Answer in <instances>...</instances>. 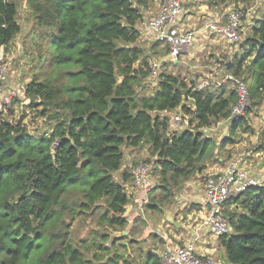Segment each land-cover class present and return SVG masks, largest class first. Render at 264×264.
Segmentation results:
<instances>
[{
	"label": "trees",
	"instance_id": "1",
	"mask_svg": "<svg viewBox=\"0 0 264 264\" xmlns=\"http://www.w3.org/2000/svg\"><path fill=\"white\" fill-rule=\"evenodd\" d=\"M152 1L0 0V47H8L20 33L19 4L30 11L41 72L23 92L28 107L51 125L45 137L30 135L21 122L0 121V264H160L156 251L132 258L133 249H139L137 227L112 238L110 249L98 244L100 253L90 259L84 253L95 242L74 245L70 228L76 219L89 217L113 232L127 227L133 169L123 170L124 150L147 148L156 158L159 182L145 211L162 214L178 187L202 172L207 161H216V147L239 141L240 132L254 133L248 117L264 103V12L256 19L254 13L225 66L226 74L248 85L251 105L230 124V138L217 146L203 130L230 117L237 101L230 81L199 87L161 72L152 93H145L151 61L138 44L136 25ZM204 1L222 9L241 6L244 12L255 2ZM158 46L168 54L167 45L154 42L153 50ZM177 110L190 119V128L171 130L172 119L163 113ZM223 213L231 232L218 238L222 264H264V187L230 200ZM100 238L110 239L107 234Z\"/></svg>",
	"mask_w": 264,
	"mask_h": 264
},
{
	"label": "rangeland",
	"instance_id": "2",
	"mask_svg": "<svg viewBox=\"0 0 264 264\" xmlns=\"http://www.w3.org/2000/svg\"><path fill=\"white\" fill-rule=\"evenodd\" d=\"M165 1L166 0L152 1V3L149 5L150 7L149 10H147L149 14H146L145 18L149 19L150 17H152V15H154L157 12V10L164 4ZM186 2L188 3L185 4L186 6L185 9L192 10L193 9L192 5L195 3L194 0H187ZM202 2L205 3L204 0ZM227 6L233 7L234 5L229 4ZM239 8H242V7L240 6ZM252 8L255 11L254 19L259 18L261 13L264 12V0H255ZM186 16L187 15L185 13L182 15L181 24L183 23V19ZM17 23L20 26V33L17 36H15V38L12 40V42L9 44L8 47H4L7 53H10L14 57V67L12 71L9 73L7 78L9 79L15 78V79L12 81V84H8L7 82L6 85L10 87L9 89L16 91L17 96L12 100L10 107L4 109V111L0 113V120L13 122L15 124L21 122L30 135L40 136L44 134L45 132L50 131L51 125L45 119L38 117L37 115L38 111L32 110L28 107L30 102L28 99L25 98L24 92H23L25 88V84L29 83L34 77V75L38 74V72H41L38 70V67H37L36 47L34 44L38 36L36 35L37 32L35 30L34 21L32 19L30 11L24 6V3H20L18 6ZM242 25L243 27L241 26V31H242L241 38L243 40V38L245 37V34L247 33V29L250 26L249 21L245 20L244 22H242ZM219 40L221 41L219 44L217 43V46H216V48L219 49V50L217 49L218 52H222V53L232 52L231 56L229 57L226 55L225 56L221 55V57H219L222 60L220 61V63L214 62V59L216 58V56L214 55L213 49H211L212 47L205 45L204 42L202 43L199 42L198 44L196 43L188 52L184 53V56L181 58V60H179L181 61V63L176 65V64H170L167 62L166 66L164 68H161L159 73L162 72V73H170L173 75H179L182 78H184L186 82L188 83L194 82L199 87L205 86V82L208 83L207 85H210V84L212 85L216 83L220 84L223 81V78L226 74L225 66L229 63V60H231L233 54H235L238 51L240 43L229 44L222 38H220ZM153 43H154L153 41H150V42L143 43L141 45V48L143 50V55L149 56V61L166 57L167 54L164 55L166 48L163 46H158V48L153 50V47H152ZM155 86H156V79L149 78V86L148 87L145 86V89H146L145 93H148V94L152 93V91L155 89ZM138 93L139 94L141 93L140 89L138 90ZM253 110L254 109H252L248 117V118H251L250 120L252 121L255 116V113H254L255 111ZM175 115H181V114L178 110L174 111L169 115V119H172V117ZM253 130H254V135L257 134V139L251 136L250 141L253 140V142L250 143L248 140L246 143H243V145H240L237 147L234 146L233 149H231V151L234 150V153L236 154L231 155L227 159L226 158L227 154L225 153L224 154L225 161L222 163V165L225 166L228 163V161L231 160L232 157L242 158L246 154H249L250 157L248 159L249 161L253 163L249 165L251 166L249 170H251L253 173H256L255 171L256 164L260 162V160H264V158L262 156L261 157L256 156V157L251 158V156L259 150V149H256L257 146H260V144H264V120L261 119V124H259L258 122L257 126H255L254 124ZM213 138L214 140H216V143L220 144L221 140L219 139L218 136H214ZM242 138L239 141H237V143L242 142L243 141ZM218 148L219 147H216V150H218ZM124 151H125V159H127L128 154L132 156L130 157L131 159L129 160V163L133 166L132 168L133 170L135 166H137L140 163H147L149 164V167H150L149 180L151 182L152 188L149 190L147 194L143 195V197L141 198L143 200L141 202L142 206L140 208L141 209V212L139 213L140 216L137 217L136 216L137 213L135 212V210L133 211L130 206H129V209L127 210V215H126L127 221L132 222L134 218L138 219L139 221L138 226L141 231L139 232V235H140L138 238L139 244L137 247L140 250L138 249L137 251V249H133V252H132L133 254L131 253L132 258L135 261H138V260L143 259L144 254L147 251L157 252L160 249L161 245L163 244V242L162 243L158 242L159 236L156 237V240H153L152 238V236H154V232H156V228L154 231H151L152 233H150V235H147V233L146 235H144L142 233V229H144L142 228L143 227L142 224H144V226L150 225V227L153 228V226L159 225L158 223H160V220L162 219V216H163V212L162 214H158L156 212L150 213V212L145 211V204L148 200V195L157 186L159 182L158 171H154L153 169L154 161L156 158L154 156H151L150 151L147 148H142V150L132 151V152H130L129 149H126ZM224 156L222 157L224 158ZM207 163H210L212 165L211 167H213L214 165H216L215 163H217V159L216 161H213V160L207 161ZM216 168L217 167H215V169ZM215 169L210 172H213L212 174H217L215 173L216 172ZM206 171H204L202 175L207 177L210 175V173L209 172L207 173ZM205 178H201V181L203 183H204ZM184 187L185 186L183 184L174 191L175 198H177V196L181 195L182 192H184ZM131 192H134V191L131 190ZM135 196L136 194L134 195V197ZM177 200L179 199H176V201ZM131 202H132V199L129 200V205ZM143 215H145L146 221L140 218ZM141 221L143 222L141 223ZM131 222H128V225L124 229L123 232H128V230L130 229L129 223ZM161 229H160V232L163 231ZM164 231H165V228H164ZM123 232H113V231L107 230L105 227L97 226L95 224V218L93 217H89L85 219L78 218L73 222L70 228L69 237L72 240L74 245L82 244L83 246H86V245H90L92 242H95L94 245H91L90 250L84 253L85 257L90 259L92 258V255H94V253L95 254L100 253V251L96 250L98 244H103L104 247L110 249V240L115 237L123 236ZM94 234H98V235H94ZM102 234H107V236L110 239L107 242H104L100 238ZM116 246L118 250L120 251V253L124 252L123 248H121L118 245ZM215 257H217V255Z\"/></svg>",
	"mask_w": 264,
	"mask_h": 264
},
{
	"label": "built area",
	"instance_id": "3",
	"mask_svg": "<svg viewBox=\"0 0 264 264\" xmlns=\"http://www.w3.org/2000/svg\"><path fill=\"white\" fill-rule=\"evenodd\" d=\"M186 1L166 0L146 22L145 26L149 37L169 47L166 57L149 63L150 79H156L161 67L167 62L176 64L179 58L196 44V33L183 31L181 27ZM254 13L253 8L244 12L238 7H228L222 19H207L203 25V31L219 36L229 44H238L242 41V22L252 20ZM13 67L14 57L7 53L3 46L0 47V113L9 108L12 100L17 96V92L9 89L10 87L6 85L7 77ZM223 81H230L235 86L237 94V101L226 121L237 122L245 116L251 105L248 85L243 80L228 74H225ZM189 120L181 115L173 116L171 130L180 131L190 128ZM42 135L49 137L50 133L45 132ZM56 144V142L53 143V145ZM149 173L150 167L147 163H140L133 170V185L144 194H147L152 188ZM258 187H264V174L251 172L247 166L236 159L228 161L219 173L207 176L204 179L202 199L206 215L198 230L215 238L229 235L231 228L229 220L223 213L224 205L246 190ZM158 255L160 264H216L213 259L198 255L191 246L165 243Z\"/></svg>",
	"mask_w": 264,
	"mask_h": 264
},
{
	"label": "crops",
	"instance_id": "4",
	"mask_svg": "<svg viewBox=\"0 0 264 264\" xmlns=\"http://www.w3.org/2000/svg\"><path fill=\"white\" fill-rule=\"evenodd\" d=\"M194 4L192 5L193 9H185L184 13L187 15L184 19H183V23H182V30L183 31H190V32H195L196 33V43L198 44L199 42H204L205 45L211 46L214 51V55L216 56V58L214 59V62L217 63L220 61H222L219 57H221V55H226V56H231L232 52H218L216 48L217 43L219 44L221 40H219L221 37L219 36H215L212 34H207L203 31V25L206 22L207 19H222L223 14L226 12V9H222V5L220 6H214V7H210L209 5H207L206 3H203L202 0H194ZM188 2H186L187 4ZM186 7V6H185ZM155 13V12H154ZM153 13V14H154ZM149 14L147 11H145L143 13V21L141 23H138L136 25V29L139 31L140 33V39L138 41L139 46L141 47V45L143 43L146 42H156L153 39H151L146 31V22L148 20V18H145V15ZM153 16V15H152ZM249 25H251L250 20H249ZM219 38V39H218ZM219 50V49H218ZM234 55V54H233ZM184 56V54L179 58V60H181V58ZM164 58V57H163ZM163 58H159V59H163ZM156 60V59H154ZM176 63L179 64L181 63V61H179ZM153 60H151L152 62ZM15 77V76H14ZM15 78H8V84H12V81ZM224 83V81H222L220 84ZM28 83L25 84V86ZM208 83L205 82V85H207ZM219 84V83H217ZM9 87V86H8ZM171 113H163V115L169 116ZM261 119L264 120V103L263 105L260 107L259 112L257 114H255L253 121L249 122L250 127L253 129L254 128V124L255 126L259 124H261ZM255 121V122H254ZM232 122L231 121H223L221 123H219L215 128L213 129H208V130H203L205 131V134L207 137H211L213 138L214 136H218L219 139L222 141L225 138H230V132H229V128H230V124ZM239 135H241L242 138V142L237 143V141H235L234 144H226L224 146V148H218V150H214V158L217 159V163H215L216 165H214L213 167H211L212 165L210 163H205V169L200 172L197 173L193 178H191L190 180L186 181L184 183V192H182L181 195L177 196V198H175L174 202L166 209L163 210V216L162 219L160 220V223H158L159 225L157 226H153L150 227V225H146L142 228V233L144 235H150V233H152L151 231H154L156 228V232H154V236H152L153 240H156V237L159 236V241L160 239L163 240V244L161 245V247L165 244V243H171L174 245H178V246H191L193 247V249L195 250V252L202 256V257H206V258H211L215 261L216 264H222V262L224 261L225 258V254H224V249L220 246L219 244V239L215 238L211 235L206 234L203 231H199V227L200 224L202 222V219L205 217L206 215V210L202 205V199L204 196V183L201 181V178H205L206 176L202 175V173L204 171H206L207 173L209 172L210 174H212L213 171L215 169V167H217L215 170V173H219L220 171L223 170V168L225 167L224 165H222L223 161L225 160V156L224 154L226 153L227 156L226 158L228 159L231 155L236 154L234 153V150L231 151V149H233V147H237L240 145H243V143H246L248 140L249 142H253V140L250 141V137H254L257 139V134L254 135L253 134H246V133H238ZM254 135V136H253ZM259 137V136H258ZM219 145V143H217V146ZM260 148L256 153H254L251 158L253 157H263L264 158V144H260V146H257L256 149ZM263 148V149H262ZM130 151V150H129ZM219 151V152H218ZM244 153V152H242ZM241 153V155H242ZM224 156V158L222 156ZM130 157H132L131 155L128 154L127 159H125V164L123 166V170L124 169H132L133 166L129 163V160L131 159ZM241 157V156H240ZM249 154H246L245 156H243L242 158H237V157H232L231 160H239L241 161L245 166H249L251 164H253L251 161H249ZM213 158V159H214ZM251 168V166L248 167V169ZM251 171V170H250ZM256 173L255 174H263L264 173V160H260V162H258L256 164V169H255ZM205 172V173H206ZM252 172V171H251ZM209 175V174H208ZM130 187V189H129ZM133 183L128 186V195H129V200L132 199V202L128 203V205L126 206V211H125V217L127 218V210L129 209V206L132 208V210L137 213L136 216L139 217L140 216V212H141V202L143 199H141L143 197V195H145L142 191L137 190ZM131 190H133L134 192H131ZM186 190V191H185ZM134 193V194H133ZM136 194V196L134 197V195ZM132 196V197H130ZM141 196V197H139ZM137 197V198H136ZM179 197V198H178ZM176 199H179L176 201ZM141 204V205H139ZM140 218H142L144 221L145 220V215L141 216ZM150 221V220H149ZM127 222H131V221H127ZM143 221H141L142 223ZM138 219H133L130 224V228L133 227H137L138 228V232H140V228L138 226ZM140 223V224H141ZM147 223V222H146ZM156 225V224H155ZM162 228V229H161ZM165 228V231H164ZM160 229L163 230L162 232H160ZM137 232V236L139 237V233ZM128 232H123V235H127ZM141 233V235H142ZM158 239V238H157ZM160 247V249H161ZM160 249L157 251V253L160 251ZM217 255V257H215Z\"/></svg>",
	"mask_w": 264,
	"mask_h": 264
}]
</instances>
